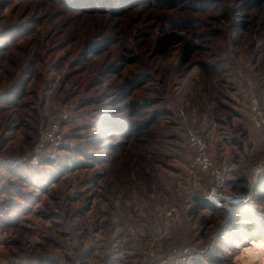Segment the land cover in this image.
<instances>
[{
	"label": "rangeland",
	"instance_id": "374dc122",
	"mask_svg": "<svg viewBox=\"0 0 264 264\" xmlns=\"http://www.w3.org/2000/svg\"><path fill=\"white\" fill-rule=\"evenodd\" d=\"M252 99L264 111V0H0V264H157L173 207L163 264H240L264 240Z\"/></svg>",
	"mask_w": 264,
	"mask_h": 264
},
{
	"label": "built area",
	"instance_id": "2783aa9c",
	"mask_svg": "<svg viewBox=\"0 0 264 264\" xmlns=\"http://www.w3.org/2000/svg\"><path fill=\"white\" fill-rule=\"evenodd\" d=\"M250 108L253 114V123L258 128H264V111L260 107V103L256 99H252L250 101ZM191 143L195 150L198 151L199 155L195 160V164L198 165L200 170L207 171L214 167L212 159L210 155H208L206 151V146L203 142V138L201 135V130L196 129L191 132ZM215 177L219 184L224 182L223 174L220 170H214ZM252 175V183L257 184L259 180L264 178V159L256 162L251 170ZM159 207H157V210ZM164 211H158L157 215L153 220L154 226V242L155 249L153 251V258L157 262V264L164 263V254L162 253V244L164 239H168L172 236V226L174 222L179 217V212L177 208H170L165 214L166 219L164 222L161 221V217L163 216ZM132 232H134L132 230ZM202 253L190 254V256L183 257L179 261H176L174 264H194L196 261L201 260ZM112 252L108 250L105 254V263L104 264H112ZM77 264H81L80 261Z\"/></svg>",
	"mask_w": 264,
	"mask_h": 264
},
{
	"label": "trees",
	"instance_id": "16d2710c",
	"mask_svg": "<svg viewBox=\"0 0 264 264\" xmlns=\"http://www.w3.org/2000/svg\"><path fill=\"white\" fill-rule=\"evenodd\" d=\"M25 93V89L22 85L17 86V90L15 91V96L17 98V100H22L23 95ZM52 165H54L55 168H57L60 172L63 171V169H67V165H69L68 160H66L65 162H56L54 160H51ZM86 163V162H85ZM74 164H76V166H79L81 163H76L74 162ZM259 187L262 189L261 191L264 192V178L261 180V182L259 183ZM195 203H196V207L194 209H213L212 205L209 203L208 199L206 197H195ZM260 238H264V235H259ZM248 239H251V236L247 237ZM264 240L260 239L259 242H256L257 245H259L260 243H263ZM85 264V262H84Z\"/></svg>",
	"mask_w": 264,
	"mask_h": 264
},
{
	"label": "bare ground",
	"instance_id": "6f19581e",
	"mask_svg": "<svg viewBox=\"0 0 264 264\" xmlns=\"http://www.w3.org/2000/svg\"><path fill=\"white\" fill-rule=\"evenodd\" d=\"M240 264H264V245H251L237 257Z\"/></svg>",
	"mask_w": 264,
	"mask_h": 264
},
{
	"label": "water",
	"instance_id": "95a60500",
	"mask_svg": "<svg viewBox=\"0 0 264 264\" xmlns=\"http://www.w3.org/2000/svg\"><path fill=\"white\" fill-rule=\"evenodd\" d=\"M208 199L216 205H221L223 203H236L241 201V198L227 197L221 195L219 194L217 189L212 190L211 195L208 197Z\"/></svg>",
	"mask_w": 264,
	"mask_h": 264
}]
</instances>
